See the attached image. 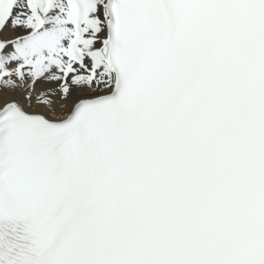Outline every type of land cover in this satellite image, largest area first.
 Instances as JSON below:
<instances>
[{
    "label": "snow or ice",
    "instance_id": "snow-or-ice-1",
    "mask_svg": "<svg viewBox=\"0 0 264 264\" xmlns=\"http://www.w3.org/2000/svg\"><path fill=\"white\" fill-rule=\"evenodd\" d=\"M0 264H264V0H0Z\"/></svg>",
    "mask_w": 264,
    "mask_h": 264
}]
</instances>
